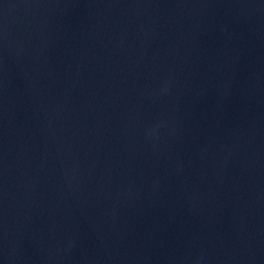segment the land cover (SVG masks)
<instances>
[{
	"label": "water",
	"instance_id": "95a60500",
	"mask_svg": "<svg viewBox=\"0 0 264 264\" xmlns=\"http://www.w3.org/2000/svg\"><path fill=\"white\" fill-rule=\"evenodd\" d=\"M0 264H264V0H0Z\"/></svg>",
	"mask_w": 264,
	"mask_h": 264
}]
</instances>
